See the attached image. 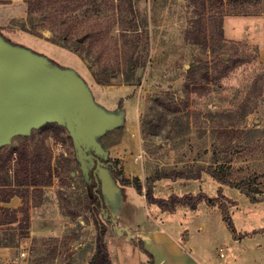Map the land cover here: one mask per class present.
Here are the masks:
<instances>
[{
	"label": "rangeland",
	"instance_id": "rangeland-1",
	"mask_svg": "<svg viewBox=\"0 0 264 264\" xmlns=\"http://www.w3.org/2000/svg\"><path fill=\"white\" fill-rule=\"evenodd\" d=\"M81 1L86 3L72 12L67 25L73 29L75 37H81L86 28L94 29V35L85 37L80 46L83 56L49 39L53 36L46 27L50 21L43 20L38 11L30 12L28 0H0V32L11 43L75 70L90 87L95 101L107 111L124 110V124L107 132L101 141L122 178L138 176L143 182V193L134 185H126L121 193L127 204L130 201L139 207L140 221L144 222L145 214L150 219L160 217L175 233L190 231L193 237L198 234L202 239L212 240L208 243L209 258L222 255L220 258H225L226 264H264V233L247 236L232 246L231 241H226L231 230L217 206L202 202L195 211L183 207L174 213H162L155 204L148 203V208L145 207V191L157 170L210 164L217 141L216 128L234 127L242 131V136L228 158L220 160L218 166H228L233 180H253L259 189V201L253 202L246 193L229 185L223 186L226 198L218 195L220 184L205 171L198 180L160 178L151 186L154 194L162 198L199 192L219 196L229 207L237 232L264 228V0L228 2L224 15L225 37L221 42L226 45L220 52L224 51L225 61L232 69L221 77L224 66L213 65L210 42L204 45L187 37V31L198 16L192 0H135L138 14L149 30L150 54L141 79L133 84L126 82L123 63L117 60L122 42L118 9L113 3L118 0H99L102 4L98 7L88 3L89 0ZM219 42L217 40L215 45ZM237 50L242 52L243 62L233 67ZM103 64L115 69L111 85L99 84L93 76ZM191 67L194 75L189 72ZM169 103L178 109H167ZM61 134L64 139L57 140L44 125L33 129L28 137L16 135L2 152L5 156L26 143L31 151H36L37 144L43 141L51 148L56 174L53 188L44 189L45 195L40 200L57 201L67 217L68 226L73 222L66 240L75 234L79 236L77 229H82L80 232L89 240L88 246L80 250V246L66 249L68 245H63V239L57 264L65 261L75 264L83 254L84 261L90 262L100 233L96 218L106 232L113 230L100 211L95 217L84 205L88 195L93 198L90 182L85 179L76 159L68 131L63 130ZM9 166L8 172L0 168V181L14 176L16 161L11 160ZM66 166L68 173L58 175ZM120 208L121 204L117 211ZM121 211L130 219L133 217L125 206ZM131 221L135 225L136 222ZM26 233L16 224L0 225V242L18 243ZM216 240L220 243L217 246L214 245ZM55 243L53 238H37L31 264H56L52 262V254L58 250ZM25 260L15 257L0 260V264H27Z\"/></svg>",
	"mask_w": 264,
	"mask_h": 264
},
{
	"label": "trees",
	"instance_id": "trees-1",
	"mask_svg": "<svg viewBox=\"0 0 264 264\" xmlns=\"http://www.w3.org/2000/svg\"><path fill=\"white\" fill-rule=\"evenodd\" d=\"M5 1L8 0H3V2ZM72 1L73 0H28L29 11H38L43 20L50 21L46 27L53 32V36L49 38L51 41L67 47L72 51L78 52L83 56L80 46L83 44L82 42L84 39L80 41L79 38L91 37L94 35L95 31L94 29L86 28L85 31L82 32L81 37L74 36L75 32L67 25L70 19L69 16H72V12L82 7L86 2L81 0ZM192 2L196 7V13L198 16L192 28L187 31V37H191L198 43L204 45H207L208 42H210L212 46L211 50L214 53L212 59L213 65L215 67L220 64L223 65L224 69L221 72L220 77L224 76L232 69L228 62L225 61L224 51L220 52L226 45L221 42L224 41L225 37L224 15L226 13V6L231 0H192ZM88 3H93L96 7L102 4L99 0H89ZM115 5L118 9L117 23L118 28L120 29L122 42L120 52L117 53V60L118 63L120 61L123 63V67L126 71V82L133 84L141 79V73L146 67V62L150 54L149 30L143 18L138 14L135 0H118V3H113L114 7ZM207 11L208 14H206ZM217 40L220 41L219 45H215ZM235 54L237 57H235L233 67L243 62L241 59L242 52L240 53V51L237 50L235 51ZM114 71L115 69L112 66L103 64L99 70L93 72V76L97 83L111 85L113 83L112 79L116 75L114 74ZM189 72L191 74L194 73V68L191 67ZM198 84L199 83L196 82V85ZM166 107L172 111L178 109L170 103L166 104ZM242 116L243 114H240V117ZM46 126L50 128V131L55 135L57 140L64 139V136L61 133L63 130H67L65 127L57 123H48ZM215 132L217 135V141L212 154L213 160L210 164L206 166L201 164L185 165L182 168H173L168 171L157 170L155 176L150 180L152 181L151 184L145 191V198L149 204H155L163 211L169 212L175 211L178 207L197 209L200 203L206 202L211 206H217L221 209L225 222L236 238L244 239L247 236L264 233V228L255 229L249 232H237L229 207L224 201L219 199V196L213 197L205 192H199L197 194L185 193L184 195L171 194L168 198H162L156 196L153 192V187L151 185L154 181L160 178H169L172 180L180 178L198 180L202 178V173L205 171L220 184L218 195L225 197L223 186L229 185L246 193L253 202L259 201V197L257 196L259 189L255 186L253 180L248 178L233 180L231 178L232 171H230L228 166H218L220 160L228 158V155L236 146L237 139L242 136V131L234 127H218ZM24 136L28 137L27 135ZM69 137L71 138L70 135ZM36 148V151H31L28 143H26L23 146L14 148L5 156L2 152L4 146L0 148V161L2 159L4 160L0 164V168H3L8 172L10 161L15 160L17 163L14 176L11 178L6 176L0 181V203L9 201L11 197L18 193L22 196L23 201L19 210L5 208L0 205V210L2 209V211H0V224H13L19 220V226L22 231L25 232L30 226V188L34 187L35 190H43L42 187L49 186L53 183L54 175L56 174V170H54L52 165L53 152L51 148L46 145L45 141L37 144ZM68 171V167L66 166L62 172L58 171L57 174L61 175V173H68ZM121 184L134 185L139 192L143 193L144 191L143 182L138 176L132 179L123 176ZM95 203L96 199L90 198L88 195L84 205L92 210L96 217V212L98 210L93 208V204ZM234 203L235 202L232 201V204ZM18 212L22 213L20 219L17 214ZM73 216L75 217L76 215L74 214ZM96 223L100 228V233L97 238L96 251L91 259V264H113L104 239L106 229L97 218ZM131 240L143 251L147 252L152 258V254L144 247L143 241L140 238L134 237Z\"/></svg>",
	"mask_w": 264,
	"mask_h": 264
},
{
	"label": "water",
	"instance_id": "water-1",
	"mask_svg": "<svg viewBox=\"0 0 264 264\" xmlns=\"http://www.w3.org/2000/svg\"><path fill=\"white\" fill-rule=\"evenodd\" d=\"M124 122V110L109 112L100 106L75 70L11 43L0 32V148L11 143L16 135H29L48 123L65 127L87 182H90L87 161L97 164L94 174L104 202L103 220L111 224L114 232H125L134 238L129 226L121 225L116 216L122 201L117 197H122V176L117 179L116 165L114 172L109 168L111 162L106 163L109 151L100 139Z\"/></svg>",
	"mask_w": 264,
	"mask_h": 264
},
{
	"label": "crops",
	"instance_id": "crops-1",
	"mask_svg": "<svg viewBox=\"0 0 264 264\" xmlns=\"http://www.w3.org/2000/svg\"><path fill=\"white\" fill-rule=\"evenodd\" d=\"M52 184L49 186L42 187L43 190L41 189L35 190L34 187L30 188V192H29L30 226L26 231L27 233L24 234L25 237L19 239L18 243L9 244V243L0 242V260L3 259L13 260L15 257H18L20 259H23L24 261L25 257H27L25 262L27 264H31L32 262L31 257L35 252L33 249V244L35 243L37 238H41V237L49 238V239L53 238L56 240L55 249L58 250L55 254H52L53 255L52 262H55L56 264L60 257L59 245L62 243L63 239L65 240L63 242V245L64 246L68 245L67 247L65 246L66 249L68 247H71L72 249L73 247L77 248V246H80V250H84L85 246H88L89 240L85 239L84 235L80 232L82 231V229L75 230L80 234L79 236H76L75 234L74 236L66 240L68 236L66 235L68 228L73 225V222H69V226H68L67 217L65 213L62 211L57 201H52V200L42 201L43 199L40 200V198H42L43 195H45L43 194L44 189L53 188ZM122 186L124 189L126 185H122ZM124 197L123 196L121 197L122 200L120 203L121 208L119 211H117L116 216L119 219L121 225L129 226L131 231L135 234V237H138L143 241L144 247L152 254V258L147 252L143 251L138 245H136L131 240L132 238H129V236L125 232H122L121 234L114 231L105 232V237H106L105 240L113 264H226L223 262L225 258L221 260L220 258L222 257L221 254H220L221 256L216 254L215 259H213L212 257L209 258L207 254L209 248L208 243L209 244L212 243V240L209 239L206 240L205 238L202 239L200 238L201 235L198 234H196L193 237V233L190 231L187 232L181 231L179 233L177 232L175 233L170 229L169 226L161 222L160 217L159 218L153 217L152 219H150L149 216L145 214L143 220L144 222H142L139 220L138 217L139 207L135 206V204L130 201L127 204V201L125 202ZM22 204L23 201L20 193L11 197L9 201L0 203L2 207L16 209V210H19ZM147 204L148 202L146 201L145 203L146 208H148ZM123 206H125L127 209L130 210V212L133 213V217L131 219L134 222H136L134 223L135 225H133L130 217H128L125 214V211H121ZM184 208L191 209L189 207H184ZM184 208L178 207L177 209H184ZM110 209L112 210L111 206ZM177 209L173 212L163 211L162 209L160 210L162 211V213L164 212L174 213L177 211ZM191 210L195 211L196 209H191ZM0 211H2V209ZM17 214L20 219L22 217L21 216L22 213L18 212ZM13 224H16L17 227L20 230H22L19 226V220H17ZM4 225H8V224H4ZM133 226L136 227L133 228ZM229 235L227 234L226 241H231L230 243L232 246L234 242L240 240L236 238L232 232ZM215 244L216 246L219 245L220 244L219 240H216L214 245ZM96 246L97 244H95L93 248L95 249L94 252L92 253L93 255L95 254ZM203 248H205L204 252H203ZM22 252H25L26 254L22 255ZM225 254L226 252H224V255ZM224 255L223 257H225ZM83 256L84 254L82 255V257L79 258L78 261H76L75 264H91V261L85 262L84 260L86 258H83ZM64 264H67V262L65 261Z\"/></svg>",
	"mask_w": 264,
	"mask_h": 264
},
{
	"label": "flooded vegetation",
	"instance_id": "flooded-vegetation-1",
	"mask_svg": "<svg viewBox=\"0 0 264 264\" xmlns=\"http://www.w3.org/2000/svg\"><path fill=\"white\" fill-rule=\"evenodd\" d=\"M76 159H77V157H76ZM105 161H106V163L111 162V164H109V168L113 169V167L115 166V163H113L109 159H107ZM87 162H88V166L90 167V170H89V175H90V187H89V190H90V193L93 196V198L96 199V203L93 204V208H95L96 210L101 212L102 203H104V202H103V197L101 195L100 187H98V182L96 181V176L94 174V170L97 167V164L91 165L89 160ZM79 165H80V168H81L80 162H79ZM113 171H114V169H113ZM115 176L117 178L120 177V175L118 174V168H117V171L115 172Z\"/></svg>",
	"mask_w": 264,
	"mask_h": 264
},
{
	"label": "built area",
	"instance_id": "built-area-1",
	"mask_svg": "<svg viewBox=\"0 0 264 264\" xmlns=\"http://www.w3.org/2000/svg\"><path fill=\"white\" fill-rule=\"evenodd\" d=\"M26 253L25 252H22V255H25Z\"/></svg>",
	"mask_w": 264,
	"mask_h": 264
}]
</instances>
